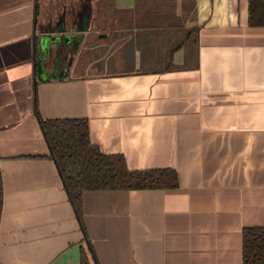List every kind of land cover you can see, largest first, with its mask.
Here are the masks:
<instances>
[{
    "label": "crops",
    "instance_id": "obj_1",
    "mask_svg": "<svg viewBox=\"0 0 264 264\" xmlns=\"http://www.w3.org/2000/svg\"><path fill=\"white\" fill-rule=\"evenodd\" d=\"M71 1L0 0V264H80L81 247L97 264H242V231L264 228V27L249 26L248 0H192L171 32L165 12L131 17L130 0L102 27L95 0ZM142 24L155 26L120 37ZM110 25L113 44L82 60ZM137 44L143 58L108 73ZM73 119L101 154L174 170L178 187L85 192L81 225L40 127Z\"/></svg>",
    "mask_w": 264,
    "mask_h": 264
},
{
    "label": "trees",
    "instance_id": "obj_2",
    "mask_svg": "<svg viewBox=\"0 0 264 264\" xmlns=\"http://www.w3.org/2000/svg\"><path fill=\"white\" fill-rule=\"evenodd\" d=\"M117 1L119 0L98 1L96 13L100 27H102L101 21L105 20L106 25L109 26V22L123 16L115 9ZM130 1L136 6L134 10L127 12L131 17L137 16L143 21L149 14L154 18L165 12L164 15L168 16V25H171L175 0ZM181 1V10L185 13V8L190 7L193 2ZM190 10L194 12L193 9ZM248 24L250 27H264V0H248ZM154 26V24L135 26L128 31H122L120 37ZM110 29L107 39L98 40L96 35H93V39L86 41V47L91 49L104 42L111 43L116 33L114 26ZM135 35L137 36L138 33L136 32ZM119 44L118 48L122 46L121 42ZM83 57L84 55L82 60ZM40 127L49 150L48 158L56 165L64 191L81 225H83L81 199L85 192L168 190L178 187L174 170L129 171L122 156L101 154L98 148L90 143L88 123L85 119L40 120ZM2 203L3 190L0 176V216ZM84 238L86 239V234ZM80 264H97L91 248H80ZM242 264H264V228H247L242 231Z\"/></svg>",
    "mask_w": 264,
    "mask_h": 264
},
{
    "label": "rangeland",
    "instance_id": "obj_3",
    "mask_svg": "<svg viewBox=\"0 0 264 264\" xmlns=\"http://www.w3.org/2000/svg\"><path fill=\"white\" fill-rule=\"evenodd\" d=\"M188 13H190V7L189 6H188L187 9H185V13H183L182 10H181L180 15L178 16V18H176V23L179 24V25H177L175 27H172L171 25H165L166 26L165 29L168 32H171V31H173L175 29H177L178 31L184 30L187 27L186 24H188L187 23L188 19L186 17V14L188 15ZM164 18H161V19H164ZM147 19H149V18H147ZM157 31L158 30L154 31V33H157ZM178 39H179V36H178ZM132 51H133V53L136 52V51L140 52L139 53V55H140L139 57L142 56V58L144 56L142 54L143 51L145 53V50L142 49V46L141 45H138V44L136 46L133 45V50ZM133 53L131 55L130 60H127L125 64H117V62L120 63L119 62V58L117 56H114L111 59V61L113 62V60H114L115 61V64H114V66L112 64L110 66H108V69H106V70H108V73L115 72V71H118V70H125L128 67H132L134 65V62H135V54L137 52L134 53V54ZM157 53L158 54H163V53H161L159 51H157ZM101 54H102V50H100L99 48L98 49L96 48V49L90 50V51L89 50L82 51V55H84V58L86 56V59H88L90 61L95 60V59L96 60L99 59L101 57ZM163 55H166V53H164Z\"/></svg>",
    "mask_w": 264,
    "mask_h": 264
},
{
    "label": "water",
    "instance_id": "obj_4",
    "mask_svg": "<svg viewBox=\"0 0 264 264\" xmlns=\"http://www.w3.org/2000/svg\"><path fill=\"white\" fill-rule=\"evenodd\" d=\"M56 1H58V0H56ZM63 1H66V0H63ZM71 1V0H70ZM78 2H79V4L82 2V1H87V2H90V1H92V0H77ZM96 2H97V4H98V1L99 0H95ZM72 2V1H71ZM59 3H61V2H59ZM97 4H96V6H97ZM64 13L65 12H63L60 16L61 17H63L64 16ZM49 20V19H48ZM95 20L97 21V24L100 26V24H99V20H98V17H97V13H96V11H95ZM40 23H38V31L40 32V30H41V34L42 35H45V34H48V32L47 31H44L43 29V27H41V29H40V25H39ZM52 32H50L49 34H51ZM84 33H85V31H78L77 32V37H75V39L74 40H78V39H82L83 38V36H84ZM77 44H79L78 42H76V45ZM43 56L41 55V56H38V60H37V62H36V66H37V72H38V80H40L41 78H42V75H43V71H44V67H43V63H44V61H43Z\"/></svg>",
    "mask_w": 264,
    "mask_h": 264
},
{
    "label": "flooded vegetation",
    "instance_id": "obj_5",
    "mask_svg": "<svg viewBox=\"0 0 264 264\" xmlns=\"http://www.w3.org/2000/svg\"><path fill=\"white\" fill-rule=\"evenodd\" d=\"M112 44H113V41H112L111 43H109V42H104V43H101V44L96 45V46H101V45L110 46V45H112ZM119 45H120L119 43H116L115 45H113V47L111 48V52H114V54L119 53V50L117 51ZM88 48H90V47H88ZM106 50H107V49H106Z\"/></svg>",
    "mask_w": 264,
    "mask_h": 264
}]
</instances>
